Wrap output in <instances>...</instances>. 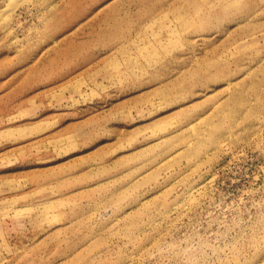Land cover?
<instances>
[{"label":"rangeland","instance_id":"obj_1","mask_svg":"<svg viewBox=\"0 0 264 264\" xmlns=\"http://www.w3.org/2000/svg\"><path fill=\"white\" fill-rule=\"evenodd\" d=\"M0 264H264V0H0Z\"/></svg>","mask_w":264,"mask_h":264}]
</instances>
